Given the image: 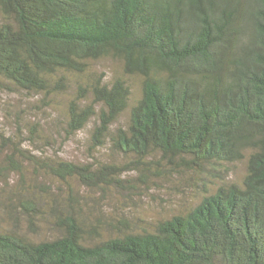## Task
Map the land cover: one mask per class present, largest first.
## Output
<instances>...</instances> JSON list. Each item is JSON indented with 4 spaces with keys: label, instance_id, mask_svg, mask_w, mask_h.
Returning <instances> with one entry per match:
<instances>
[{
    "label": "trees",
    "instance_id": "16d2710c",
    "mask_svg": "<svg viewBox=\"0 0 264 264\" xmlns=\"http://www.w3.org/2000/svg\"><path fill=\"white\" fill-rule=\"evenodd\" d=\"M105 57L141 77L136 100L122 76L87 77ZM72 88L61 128L0 131V264H264V0H0V91L44 110ZM91 121L92 152L110 143L125 168L47 154ZM149 174L190 175L199 199L112 222L73 183L134 199Z\"/></svg>",
    "mask_w": 264,
    "mask_h": 264
},
{
    "label": "rangeland",
    "instance_id": "374dc122",
    "mask_svg": "<svg viewBox=\"0 0 264 264\" xmlns=\"http://www.w3.org/2000/svg\"><path fill=\"white\" fill-rule=\"evenodd\" d=\"M89 63L90 68L87 77L92 73L98 75L105 73L108 79L122 76L126 78L132 88V101L140 96L141 77L139 75L124 76L121 60L113 57H105L90 61ZM74 97V88L62 94L56 93V97L54 98L55 102L52 105L45 106L44 110H38L41 109L40 107L42 105L37 102V99L40 98L39 96H20L0 91V131H5L10 134L20 133L17 127L19 121L23 122L22 127L26 129H28L29 124L38 120L41 124L52 125L54 117L57 118V123L53 125L61 128L62 125H65L66 110L70 99ZM126 118L127 113L121 117L122 120ZM92 127L93 121L70 139L67 140L64 137L59 138L58 142L52 148L48 147L45 149L47 150V154L80 163H115L125 168V164H127L124 160L125 158L113 152L110 143L104 148L92 152L89 141ZM24 138L27 140V132H25ZM24 146L34 153L42 154L40 150L36 151L38 147L32 145L30 141L25 142ZM42 147L46 146L42 144ZM229 168L231 172L228 178L233 181H241L247 172V159L244 158L232 164ZM135 175V171H125L124 174L127 178ZM16 180L17 176L14 177L12 182L15 183ZM52 182L57 184L56 181ZM73 183L75 188L80 191V194L88 199L89 202H87L88 206H86V209L91 210L95 207L93 210L97 215L100 214L104 219L112 222L123 217L132 218L133 220L136 217L154 220L171 217L195 204L200 196L197 185L191 179L190 175H175L168 179H158L149 174V182L147 184L140 183L142 184V191L139 195L134 196V199L125 197L112 185L107 187L106 192H104L100 189L91 191L78 183V181H73ZM40 234L42 238L50 236V232L46 230Z\"/></svg>",
    "mask_w": 264,
    "mask_h": 264
}]
</instances>
